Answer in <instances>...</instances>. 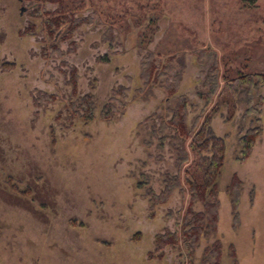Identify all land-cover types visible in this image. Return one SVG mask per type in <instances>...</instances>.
I'll return each instance as SVG.
<instances>
[{
  "label": "rangeland",
  "instance_id": "rangeland-1",
  "mask_svg": "<svg viewBox=\"0 0 264 264\" xmlns=\"http://www.w3.org/2000/svg\"><path fill=\"white\" fill-rule=\"evenodd\" d=\"M45 18L57 21L52 34ZM148 52L159 64L171 58L168 78L183 66L173 95L156 84L143 97ZM214 60L220 83L224 67L264 71V0H0V264H199L214 238L219 264H264V86L262 133L245 160L236 158L251 121L244 101L211 116L225 144L216 232L201 237L191 259L181 244L154 251V234L180 228L194 155L181 165V188L149 215L142 193L159 192L164 173L177 171V142L159 145L147 116L157 121L184 94L190 124ZM119 85L128 88L119 96L125 112L108 122L99 113ZM87 93L96 107L88 120L70 104ZM233 176L241 181L237 225L226 191Z\"/></svg>",
  "mask_w": 264,
  "mask_h": 264
},
{
  "label": "trees",
  "instance_id": "trees-1",
  "mask_svg": "<svg viewBox=\"0 0 264 264\" xmlns=\"http://www.w3.org/2000/svg\"><path fill=\"white\" fill-rule=\"evenodd\" d=\"M44 23L52 34V26L57 21L52 18H45ZM65 23L59 24L57 28L59 30L65 28L66 30L69 25L64 26ZM80 23H82V20L78 19L75 25L78 26ZM29 24L31 23L27 25ZM27 25L25 28L28 27ZM58 33L60 32L55 29L52 38ZM143 38V34L141 33L140 44L144 43ZM54 39L49 43V47L59 50L57 47H54V42H56ZM109 41L111 42L110 39ZM144 46L141 45V49ZM45 53L46 51L44 50L42 54L45 56ZM100 59L106 60L107 57L103 55ZM172 68L171 58L165 64H159V60L153 56L152 52L144 54L140 70V78L143 83V97L151 94L152 88L156 84L162 85L167 95H173L181 80L183 66H180L171 75V78H168ZM70 73L71 75L74 73L73 67L70 68ZM219 74L217 62L214 60L204 73L201 84L203 90L199 92V96L203 100V106L190 124L187 123L189 100L184 94L176 95L173 105H166L162 113L156 114L157 121H155L152 114L147 116L152 122L150 131L153 136L159 138V145L169 137L174 142H177L178 145H176L177 155L175 157L177 171L175 173H164L162 188L159 192H154L151 187H146L142 193L149 203V215L153 214L155 206L165 201L175 188H181V165L190 159L189 153L194 155L193 178H185L188 185V200L180 228L173 231L166 229L163 232L154 234V251H158V254L161 253L159 250L167 244L172 247H177L181 244L185 249L186 256L191 259L194 248L199 245L201 237H208L210 234L216 232L218 207L220 204L216 178L224 161L225 144L223 138L213 132L210 125L212 114L218 110L222 103L230 105V108L233 110L234 99L244 101L243 115L251 117V121L250 125L238 137L239 149L236 158L239 161H243L248 157L256 138L262 133L261 104L263 97L259 93V89L264 86V71L242 72L236 70V68L227 69L224 67L221 73L222 83H220ZM161 76H165V78L158 82ZM71 77L72 80L75 79V75ZM127 90V86L123 85H119L111 90L109 99L103 104L99 113L103 119L111 122L116 117L124 114L126 104L120 97H124ZM136 91L141 92V89L137 88ZM74 97L76 101L74 99L70 102L73 105L74 114H78L79 112L78 115L86 120L93 118L96 110L93 95L87 93L78 98L77 96ZM189 165L188 163L186 166ZM186 170L187 167H185L184 172ZM138 185L145 187V183L139 182ZM240 190L241 181L233 176L226 187L229 195L233 225L239 223L238 205ZM198 202H200L201 208L195 210L193 206ZM221 251L222 243L214 238L210 244L204 247L199 264H219Z\"/></svg>",
  "mask_w": 264,
  "mask_h": 264
}]
</instances>
